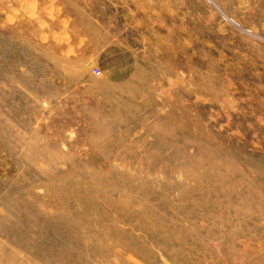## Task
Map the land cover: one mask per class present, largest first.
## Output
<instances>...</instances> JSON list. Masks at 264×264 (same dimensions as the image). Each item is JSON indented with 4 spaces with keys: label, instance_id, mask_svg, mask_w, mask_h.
Wrapping results in <instances>:
<instances>
[{
    "label": "rangeland",
    "instance_id": "rangeland-1",
    "mask_svg": "<svg viewBox=\"0 0 264 264\" xmlns=\"http://www.w3.org/2000/svg\"><path fill=\"white\" fill-rule=\"evenodd\" d=\"M0 264H264V0H0Z\"/></svg>",
    "mask_w": 264,
    "mask_h": 264
}]
</instances>
